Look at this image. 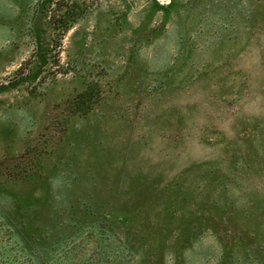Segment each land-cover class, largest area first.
I'll list each match as a JSON object with an SVG mask.
<instances>
[{
  "label": "rangeland",
  "instance_id": "374dc122",
  "mask_svg": "<svg viewBox=\"0 0 264 264\" xmlns=\"http://www.w3.org/2000/svg\"><path fill=\"white\" fill-rule=\"evenodd\" d=\"M0 264H264V0H0Z\"/></svg>",
  "mask_w": 264,
  "mask_h": 264
}]
</instances>
